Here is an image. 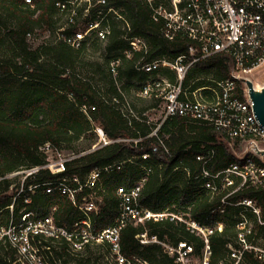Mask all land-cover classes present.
Instances as JSON below:
<instances>
[{"label":"trees","instance_id":"1","mask_svg":"<svg viewBox=\"0 0 264 264\" xmlns=\"http://www.w3.org/2000/svg\"><path fill=\"white\" fill-rule=\"evenodd\" d=\"M29 1L26 4L25 0H0V230L19 226L22 216L31 214L34 220L51 216L56 225L80 233L81 227L73 229V225L81 222V217L66 199L45 195L41 189L33 194L27 192L29 186L54 178L47 171L25 179L22 193L15 201L19 185L6 177L42 166L44 158L38 148L46 143L62 152L85 140L86 150H70L75 156L86 153L64 164L66 176L83 180L94 170L119 166L102 173L101 205L98 216L91 220L92 233L114 225L119 212L117 189L130 191L141 180L144 183L137 196L140 208L152 215H167L157 221L126 224L119 232V249L123 256H139L150 264H173L162 245L176 248L178 243L184 242L193 246L195 255L201 257L203 241L176 219L181 218L214 229L208 237V260L209 264H219L225 256V242L236 235V220L243 210L256 235L264 240V229L258 225L256 217L236 206L242 200H251L263 219L264 190L239 187L240 180L236 176L230 177L231 186L225 185L222 173L233 164L243 166V162L232 154L223 135L209 127L174 118L166 120L156 137H151L154 126L145 117L127 119L120 112L124 105L131 108L126 98L143 102L136 96L135 83L144 80L145 75L134 69L139 53L130 51L129 58L125 57L129 47L122 39L123 21L108 11L112 10L128 24L130 38L144 41L148 50L146 61H172L185 52L189 41L176 38L168 42L160 32L161 24L152 20L151 11L142 0H90L83 2L81 8L76 7L78 0ZM169 1L159 0V3L166 5ZM66 2L74 4L66 5ZM56 4H65V10L60 12ZM71 10L74 12L72 23L55 28V18L66 16ZM82 12L83 26L78 28L76 20ZM95 23L99 29L108 28L105 40H99L96 32L90 31L77 48L63 41L84 33L88 25ZM53 28L56 33L53 42L31 47L36 30ZM88 50L101 52V63L80 64ZM112 62L118 63L114 76L109 71ZM95 76L99 80L95 81ZM228 76L227 59L218 56L196 65L187 81L198 78L221 81ZM205 83L199 82L193 88ZM236 90L241 99L242 86L237 85ZM132 109L135 110L133 106ZM146 110L135 112L140 115ZM92 124L101 129L108 143L97 145L94 150H90L97 144ZM130 140L139 142L134 145ZM208 150L213 152L211 159L204 164L196 160L198 156H206ZM144 155L147 158L142 160ZM254 162L259 165L256 159ZM204 170L212 177L218 175L211 181L216 188L212 198L193 182ZM23 196L29 198L28 205L23 204ZM10 206L12 210L8 209ZM219 224L221 233L215 230ZM136 236L144 240L155 238L156 243L141 245ZM41 247H48V250L40 248L42 264H100L102 253L106 252L104 246L92 245L82 254L74 255L66 244L50 241L42 242ZM18 259L16 250L3 238L0 264H27ZM245 264L263 263L253 254H245Z\"/></svg>","mask_w":264,"mask_h":264},{"label":"built area","instance_id":"2","mask_svg":"<svg viewBox=\"0 0 264 264\" xmlns=\"http://www.w3.org/2000/svg\"><path fill=\"white\" fill-rule=\"evenodd\" d=\"M83 1L90 2V0ZM142 1L150 9L152 20L161 24L160 32L168 42H173L176 38L189 41L185 52L172 61L166 59L146 61L148 50L144 41L140 38H130L128 24L112 10L108 11L117 20L123 21L122 39L129 47L125 57L129 58L130 51L140 54L139 59L134 63V69L137 73L145 75V79L135 83V86H138L137 98L156 102L159 110V119L153 123L154 128L149 136L156 137L161 125L166 120L174 118L209 127L224 136L231 152L236 143L244 148L238 156H235L238 161L243 162V166L233 164L222 173L225 185L231 186L230 177L236 176L240 180L239 187L247 186L264 190V162L251 147L262 150L259 144L264 142V129L257 122L244 84L240 81L250 80L248 76L264 64V0H170L166 5L159 3V0ZM25 3L29 4L30 1L25 0ZM97 3L103 5L104 1H97ZM73 4L74 2H66V5ZM66 5L56 4V7L61 12L65 10ZM73 14V10L69 11L66 24L72 23ZM61 30L62 28L59 31ZM90 31H95L97 38L101 41L105 40L109 33L107 27L99 29L98 23H95L88 25L84 33H77L73 38H65L63 41L70 47L77 48ZM218 56L227 59L228 78L221 81L201 78L187 81L189 73L196 65L206 63ZM117 66V62L110 64L109 71L113 76L116 74ZM160 72L163 74L160 75ZM202 81L206 83L201 87L193 88ZM237 85L242 86L241 99L237 96ZM82 112L84 113V109ZM120 112L127 119H136L128 105L122 106ZM92 133L96 135L98 143L90 150H94L97 145L108 144L101 129L93 124ZM129 142L136 145L139 140ZM158 142L162 145L161 141ZM247 146H250L248 154L243 156ZM38 152L44 158L42 166L30 167L6 177L8 179L19 173L22 175L18 193L13 201L20 197L25 179H31L45 170L54 178L29 186L27 192L33 194L41 189L45 195H57L66 199L81 217V222L73 225V229L81 227V230L77 234L58 226L51 216L34 220L31 214H24L21 218L22 224L0 230V241L3 238L7 240L8 244L16 250L18 261L42 264L40 248L48 250V247L42 248L41 244L50 241L66 244L69 252L74 255L82 254L87 246H104L106 252L102 253L103 259L100 264H150L139 256L127 258L120 253L119 249V232L126 224H142L146 220L157 221L167 217V215H152L138 205L137 196L144 180L137 183L130 191L123 188L117 189L119 212L114 225L94 234L91 229V220L99 214L102 173H107L113 168L118 169L119 166L94 170L83 180H79L77 177L66 176L64 164L83 156L86 152L78 156L72 154L65 156L48 143L40 146ZM212 155V150H208L206 156H198L196 160L204 164L211 159ZM146 158V155L141 157L142 160ZM254 159L259 162V165L254 162ZM216 177L218 175L212 177L204 170L201 175L194 177L193 182L200 189L208 192L212 198L216 188L211 181ZM29 203V198L23 196V204ZM236 206L249 210L256 217L258 225L264 229V218L260 219L259 208L253 201L242 200ZM8 209L12 210V207ZM176 219L184 223L186 230L203 241L205 259L202 264H209L208 237L214 229L201 227L192 221L185 222L181 218ZM251 225L253 227L252 222L246 218L244 210L240 211L235 225L236 235L224 244L225 254L230 257L233 264H245V254H253L260 263L264 264V247L255 244L257 238L254 236ZM215 230L221 233L222 226L217 225ZM136 239L141 245L149 242L156 243L155 238L144 240L136 236ZM165 247H167L165 248L167 255L171 251L173 253L170 257L173 264H187L185 261L194 251L193 246L184 242L178 243L176 248ZM223 260L219 264H223Z\"/></svg>","mask_w":264,"mask_h":264},{"label":"rangeland","instance_id":"3","mask_svg":"<svg viewBox=\"0 0 264 264\" xmlns=\"http://www.w3.org/2000/svg\"><path fill=\"white\" fill-rule=\"evenodd\" d=\"M83 0H78L76 7H83ZM82 16H80L77 20H76V25H78V28H81L83 25V20H84V12H82ZM55 22H56V27L58 28L59 26L65 24L68 22V16H57L55 18ZM55 28L50 29V30H36L34 33V41L31 44L32 48H35L38 45L41 44H45V43H51L54 41L55 39ZM100 55L101 52H91L90 50H88L87 52V56H85L82 60L81 63L82 65H86L90 62H98L101 63L102 60H100ZM84 70L88 71V68H84ZM250 79V82L252 83L253 87L256 89H259L261 87L264 86V64L262 66H260L259 68L255 69L251 75L248 76ZM99 80L98 76H95V81ZM101 87V86H99ZM103 87V86H102ZM128 104L131 106V108L129 107V110L132 112V114L136 117V118H140V117H145L149 122L156 123L157 120L159 119V110L157 108V104L153 101H148V100H142L141 101H137V100H133L132 98H126ZM132 106L135 108V110H139V109H147L146 111H144L143 113H141L140 115H138L135 110L132 109ZM152 106H154L152 108ZM98 143V140H97ZM260 147H262V149H264V142H262L261 144H259ZM71 149H65L62 150V154H64L65 156H71V151L74 152H79V151H83L86 150L88 148L87 146V141L85 140H81L78 143L72 144L70 145ZM244 150L242 145H237L235 146V148L233 147V152L232 154L234 156H238L240 154V152H242ZM22 180V175H17V176H12L8 178V181H10L11 183H13L14 185H19V183ZM252 231H254V236H256L257 240L255 242V244L257 246L260 247H264V240L260 237L256 235V231L254 229V227H252ZM164 250L167 249V247H163ZM166 248V249H165ZM172 251L168 253V257L170 258L172 255ZM205 259V253L204 251L201 252V257H197L195 255V250L192 252V254L189 256V258H187V260L185 261L187 264H202L203 261ZM224 263L223 264H233L232 260L230 259L229 256H227L225 254L224 258Z\"/></svg>","mask_w":264,"mask_h":264},{"label":"water","instance_id":"4","mask_svg":"<svg viewBox=\"0 0 264 264\" xmlns=\"http://www.w3.org/2000/svg\"><path fill=\"white\" fill-rule=\"evenodd\" d=\"M244 84V89L247 95L248 100L250 101L252 105V110L254 113V116L259 123V125L264 129V86L256 89L253 87L250 80H240ZM253 148L254 153L261 157L264 155V149L259 150L254 146H251ZM250 146H247L243 156H246L248 154ZM264 162V160H263Z\"/></svg>","mask_w":264,"mask_h":264},{"label":"bare ground","instance_id":"5","mask_svg":"<svg viewBox=\"0 0 264 264\" xmlns=\"http://www.w3.org/2000/svg\"><path fill=\"white\" fill-rule=\"evenodd\" d=\"M261 158L264 160V155H262Z\"/></svg>","mask_w":264,"mask_h":264}]
</instances>
